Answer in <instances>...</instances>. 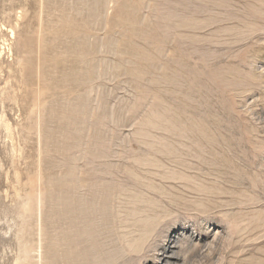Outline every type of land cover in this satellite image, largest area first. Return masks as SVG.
Listing matches in <instances>:
<instances>
[{"label":"rangeland","instance_id":"obj_1","mask_svg":"<svg viewBox=\"0 0 264 264\" xmlns=\"http://www.w3.org/2000/svg\"><path fill=\"white\" fill-rule=\"evenodd\" d=\"M0 264H264V0H0Z\"/></svg>","mask_w":264,"mask_h":264}]
</instances>
